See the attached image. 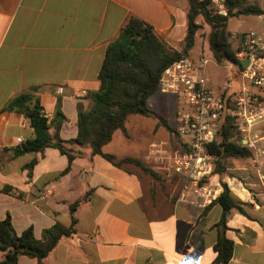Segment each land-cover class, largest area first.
<instances>
[{"label": "crops", "instance_id": "1", "mask_svg": "<svg viewBox=\"0 0 264 264\" xmlns=\"http://www.w3.org/2000/svg\"><path fill=\"white\" fill-rule=\"evenodd\" d=\"M187 11L188 0H0V221L9 216L18 234L33 228L42 239L56 224L70 228V208L80 202L76 233L62 239L44 264H220L216 226L223 209L210 205L223 192L220 181L210 183L216 192L211 201H186L183 180L155 179L134 164L119 168L77 145H69L78 157L63 174L69 160L58 149L14 156L35 135L25 115L6 110L30 94L49 120L58 110L65 116L62 140L76 139L79 107H90L87 96L100 89L106 51L131 18L151 25L169 50L180 52ZM198 49L197 41L189 57L195 63L204 55ZM233 74L238 85L232 93L242 85L235 68ZM153 98L157 112L150 109L169 125L163 115L171 111L177 117L179 100L161 93ZM161 127L158 120L155 130ZM110 144L104 154L141 160L149 168V148L138 157L121 156L106 151ZM34 161L29 178L26 166ZM263 173L264 156L247 168L230 169L223 180L245 212L232 210L227 219L226 236L234 242L230 264H264ZM18 264L38 261L23 256Z\"/></svg>", "mask_w": 264, "mask_h": 264}, {"label": "trees", "instance_id": "2", "mask_svg": "<svg viewBox=\"0 0 264 264\" xmlns=\"http://www.w3.org/2000/svg\"><path fill=\"white\" fill-rule=\"evenodd\" d=\"M228 16L224 17L210 1L188 0L187 33L181 51L169 50L156 36L154 29L148 23L131 18L122 30L120 37L112 43L105 55L99 73L100 89L88 94L91 105L88 109L81 106L78 111L77 138L66 142L60 138V130L65 122V116L58 110L55 118L49 120L39 99L30 94H24L12 101L7 111L25 115L34 130V139L14 150V156L40 153L48 148L58 149L67 156L69 166L63 174L71 171L78 153L69 145L89 147L93 155H100L114 166L121 168L126 164H134L144 172L157 179L158 174L147 168L141 160L117 157L103 153V148L112 142L117 131L126 134V124L130 116L139 115L159 120L160 125L172 135L174 128L155 114L149 107V100L159 92L160 79L164 71L179 61L182 57H190V52L196 46L197 38L202 26L210 27L209 49L218 65H233L243 67L237 60V53L242 49L245 35L238 37V48L234 49L228 24L234 17L258 16L264 10L256 5H247L245 0H227ZM257 103L264 105V89H251ZM54 129V133H52ZM245 133L236 118L227 113L221 123L217 140L205 146L207 154L214 158V171L206 181L211 183L218 180L222 183L223 192L210 205L218 204L223 213L217 224L219 239L215 245L217 262L230 264L234 254V242L227 238V219L232 210L245 214L242 202H238L223 180L229 175L234 161H254L255 154L246 145ZM172 150L183 151L175 142ZM36 162L26 166L29 178ZM80 202L70 208L71 226L66 228L61 224L44 230L42 239H37L33 228L22 234L15 230L11 218L8 216L0 221V264H18L23 256L36 259L38 264L56 249L59 242L76 233L78 220L76 213Z\"/></svg>", "mask_w": 264, "mask_h": 264}, {"label": "built area", "instance_id": "3", "mask_svg": "<svg viewBox=\"0 0 264 264\" xmlns=\"http://www.w3.org/2000/svg\"><path fill=\"white\" fill-rule=\"evenodd\" d=\"M200 1H210L221 16H228L227 0ZM261 18L264 28V14ZM241 48L237 60L242 66L248 61V66H234L242 82L237 92L211 93L205 76L209 61L204 55L199 63L182 57L168 67L160 79L159 92L177 97L182 106L172 136L183 151L172 150L163 142H154L149 146L145 163L160 176L183 180V200L206 203L216 196L206 181L213 174L214 158L206 153L205 146L217 140L227 113L241 125L246 146L254 152L255 161L264 156V135H251V129L264 121V105L258 104L251 92L252 88L264 89V31H251L245 35ZM231 88L228 83L226 89ZM18 141L22 142L21 139ZM261 180L264 182V173Z\"/></svg>", "mask_w": 264, "mask_h": 264}, {"label": "rangeland", "instance_id": "4", "mask_svg": "<svg viewBox=\"0 0 264 264\" xmlns=\"http://www.w3.org/2000/svg\"><path fill=\"white\" fill-rule=\"evenodd\" d=\"M247 5H256L264 10V0H245ZM263 19L258 16H239L234 17L228 24V32L232 35L231 41L233 48H238V37L247 35L251 31L263 32L262 26ZM202 28L198 34V47L199 51L204 52V57L209 61L205 68V76L208 79V88L214 95H222L224 92L232 93V89L238 85L233 77V65H218L209 49V34L210 27L204 25L202 21H199ZM193 59V57H192ZM230 83L232 89H226V85ZM150 107L157 112V108L154 104V98L149 100ZM176 114L173 112H167L163 116L169 121V125L172 127L176 126ZM158 120L151 117H144L139 115L130 116L126 124V134L118 131L115 133L113 142L107 147L106 151L109 153H116L121 156H133L138 157L145 153L149 145L154 142H163L169 145V139L172 138L170 133L161 127L157 131L156 126ZM251 135H258L259 137L264 135V121L256 124L251 129ZM252 164V161L241 160L234 161L231 163L232 169H243L247 168ZM256 167H259V163H255ZM235 176L239 181L245 183L243 179V172L238 173L235 171Z\"/></svg>", "mask_w": 264, "mask_h": 264}, {"label": "water", "instance_id": "5", "mask_svg": "<svg viewBox=\"0 0 264 264\" xmlns=\"http://www.w3.org/2000/svg\"><path fill=\"white\" fill-rule=\"evenodd\" d=\"M243 66H244V67H247V66H248V61L244 62V63H243ZM243 144L246 145V144H247L246 141H244Z\"/></svg>", "mask_w": 264, "mask_h": 264}]
</instances>
